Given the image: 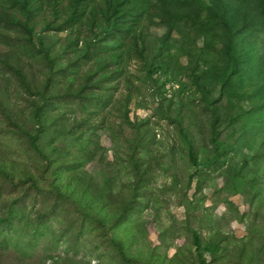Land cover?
I'll return each instance as SVG.
<instances>
[{
  "label": "rangeland",
  "instance_id": "1",
  "mask_svg": "<svg viewBox=\"0 0 264 264\" xmlns=\"http://www.w3.org/2000/svg\"><path fill=\"white\" fill-rule=\"evenodd\" d=\"M202 261L264 264V0H0V264Z\"/></svg>",
  "mask_w": 264,
  "mask_h": 264
},
{
  "label": "trees",
  "instance_id": "2",
  "mask_svg": "<svg viewBox=\"0 0 264 264\" xmlns=\"http://www.w3.org/2000/svg\"><path fill=\"white\" fill-rule=\"evenodd\" d=\"M32 141L34 142L35 139H32ZM214 156L216 157V155H214ZM188 158L190 160V163L195 166L196 165V158H195L194 153L192 151H188ZM201 264H205V262L202 261Z\"/></svg>",
  "mask_w": 264,
  "mask_h": 264
}]
</instances>
